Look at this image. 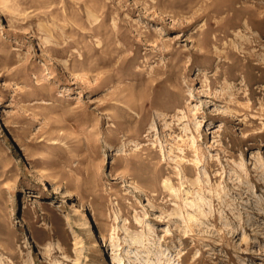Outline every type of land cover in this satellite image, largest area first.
<instances>
[{
  "label": "rangeland",
  "instance_id": "374dc122",
  "mask_svg": "<svg viewBox=\"0 0 264 264\" xmlns=\"http://www.w3.org/2000/svg\"><path fill=\"white\" fill-rule=\"evenodd\" d=\"M255 230L264 0H0V264H264Z\"/></svg>",
  "mask_w": 264,
  "mask_h": 264
},
{
  "label": "bare ground",
  "instance_id": "6f19581e",
  "mask_svg": "<svg viewBox=\"0 0 264 264\" xmlns=\"http://www.w3.org/2000/svg\"><path fill=\"white\" fill-rule=\"evenodd\" d=\"M82 224L87 225V221H83ZM92 225H93V227H97V229L99 230V232H97L98 233L97 237H98V241H99L100 245L101 244L106 245V243L108 241V237H107L105 231L102 230L101 215H100L99 211L94 212V216L92 219ZM260 234L263 235V237H264V232L263 233L258 232L257 230H255V236L254 237H249V236L244 237V240L247 244V247L243 249L244 252H246V253L254 252V253L260 254L262 251H264V240L261 239L262 236H260ZM137 235H139V234H137ZM138 238H140V237L138 236ZM75 239H76V242H79L78 237H75ZM252 242H256L258 245V248L252 250L250 248ZM115 255H116L115 254V248H113V246H112V247H110V252H109V255L106 256V259L110 258L111 260H113V259H115ZM159 260H160V258L158 257L157 261H159ZM119 261H120V259L116 260V264H120ZM241 264H249V262L247 261V259L245 257H243L241 259Z\"/></svg>",
  "mask_w": 264,
  "mask_h": 264
}]
</instances>
